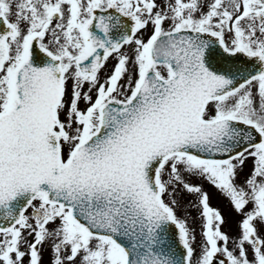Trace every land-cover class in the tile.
Wrapping results in <instances>:
<instances>
[{
  "label": "snow or ice",
  "instance_id": "snow-or-ice-1",
  "mask_svg": "<svg viewBox=\"0 0 264 264\" xmlns=\"http://www.w3.org/2000/svg\"><path fill=\"white\" fill-rule=\"evenodd\" d=\"M0 264H264V0H0Z\"/></svg>",
  "mask_w": 264,
  "mask_h": 264
}]
</instances>
